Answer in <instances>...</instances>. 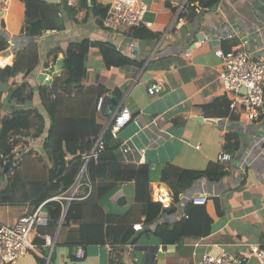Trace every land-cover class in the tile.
I'll return each instance as SVG.
<instances>
[{
  "label": "crops",
  "instance_id": "obj_1",
  "mask_svg": "<svg viewBox=\"0 0 264 264\" xmlns=\"http://www.w3.org/2000/svg\"><path fill=\"white\" fill-rule=\"evenodd\" d=\"M113 1L77 0L67 6L58 0L62 30H47L34 39L24 34L25 8L20 0H11L8 9L0 14V35L7 42L0 55L7 53L6 65L11 66L15 52L30 43L36 45L39 59L28 76L0 77V121L21 110L35 109L31 117L43 123L38 137L23 138L15 147L12 164L4 170L13 171L19 163L24 181L47 178L39 159H45L50 113L83 121L93 117L95 125L100 126L99 137L109 127L113 113L126 107L131 120L119 132L114 154L123 165L150 167L151 180L143 197L149 195L157 202L158 193L173 195L171 187L160 181L165 164L184 170H203L210 163L224 167L227 173L219 181L200 179L183 190L181 199L173 205L174 212L157 222L181 219L185 208L192 207L189 197L205 193L210 233L204 237L186 236L179 244H163L152 234L154 225H143V204L136 200L134 181L118 184L100 202L89 203L82 179L78 199L73 201V219L62 224V212L52 235L33 237L32 240L44 241L42 248L28 251L15 264H38L39 258H44V264H196L215 245L231 255H247L250 246L264 245V115L248 121L238 111L227 108L230 96L218 79L223 62L214 51L229 50L246 37L248 48L255 55H264V12L254 0H221L212 10L199 8L188 20L180 16L188 0H140L147 5L145 20L151 23L150 28H143L154 37L132 39L135 46L131 49L124 37L99 26L92 13L93 5L109 8ZM232 32L235 37L224 38ZM83 39L111 44L137 64L107 67L99 50L91 47L85 63L88 75L82 87L67 96L53 93L46 107L41 103L39 89L48 90L55 77L63 79V52L70 43ZM50 67L53 72L38 80L39 73ZM47 80L50 83L44 84ZM152 84L161 88L154 96L147 92ZM19 85L23 88L17 90ZM98 85L104 89L100 94L104 96L103 111L96 108ZM230 130L239 137V150L231 154L232 160L219 162L218 155L225 152L224 136ZM28 151L36 155L23 156ZM0 160L8 164L6 158ZM6 181L0 173V191ZM0 207L7 214L4 219L0 215V225H12L24 213L32 212L29 202ZM137 223L143 229L133 230L132 238L123 241ZM81 228L85 238L82 244ZM78 246L84 248L85 254L74 259ZM41 250H47L46 255ZM111 251L116 252V261L110 260ZM246 264L259 263L251 258Z\"/></svg>",
  "mask_w": 264,
  "mask_h": 264
},
{
  "label": "trees",
  "instance_id": "obj_2",
  "mask_svg": "<svg viewBox=\"0 0 264 264\" xmlns=\"http://www.w3.org/2000/svg\"><path fill=\"white\" fill-rule=\"evenodd\" d=\"M25 8L24 34L31 39L39 37L47 30H62L63 26L58 18L59 8L57 4H48L39 0H20ZM221 0H188L187 5L180 13L182 18L191 20L196 12L195 6L205 10L214 9ZM108 7L93 5L92 13L96 23L102 26L106 17ZM27 31V32H26ZM133 38L146 39L153 38L151 33L139 27L132 33ZM7 42L0 35V51L5 49ZM91 47H96L104 61L105 66L111 65L125 66L137 64L134 60L119 53L111 44L102 42H90L83 39L79 42L70 43L63 52L61 74L63 79L55 77L51 87L39 89L40 100L47 107L50 97L57 95H71L75 89L82 87V82L87 78L86 59ZM227 51V50H226ZM38 53L34 43L28 44L22 50L15 52V57L11 66H5L0 77H16L22 75L28 76L38 64ZM140 64V63H138ZM23 88L19 85L17 90ZM99 97H104L103 88L97 86ZM120 93L118 92V95ZM19 98V97H18ZM97 102V101H96ZM229 109V102H226ZM103 106L98 111H103ZM35 114V109L21 110L15 115L6 116L1 119L0 129V153L8 160V164L3 165L0 160V173L6 176V183L0 191V205L11 204L19 205L29 202L32 211L45 200L59 194H68L73 185L80 167L82 165V156L87 153L93 144V141L99 133L100 126L95 125L93 117L89 120H77L71 117L60 116L56 114L49 115L50 129L46 136L44 147L45 159L43 169L47 172L45 180L24 181L19 163L13 171L4 170L9 164H12L15 147L26 137H38L43 132V123L36 122L31 116ZM19 116V117H18ZM93 130L90 132L91 128ZM109 126L102 136L104 149L96 162L90 161L87 164V177L91 182L92 189L87 202H100L102 198L116 185L134 181L136 184V200L143 204L144 221L143 225H154L152 234L163 244H179L186 236L204 237L210 233L211 219L206 214L204 206H193L185 208L188 217L178 219L173 222H161L160 217L174 212L171 208H163L158 202H153L146 194L149 182L151 180V170L147 165L138 167L127 166L119 163L115 157L114 150L118 142L111 136ZM90 128V129H89ZM90 132V133H89ZM240 142L238 135L230 130L224 136L223 150L234 154L239 150ZM31 152L23 154L30 155ZM11 162V163H10ZM5 172V173H4ZM226 170L218 163H210L203 170H184L176 166L165 164L160 171V181L165 182L172 189L175 202L179 200V194L188 189L195 181L206 179L210 182L219 181L226 175ZM9 174V175H8ZM74 203L64 212L62 224H68L73 219L72 210ZM47 214V223L42 226L40 233L52 235L61 218L62 207L56 201H48L44 205ZM49 232V233H48ZM83 229L81 228L80 243H84ZM134 234L133 229L127 232L123 241L127 242ZM102 242L105 240L102 238ZM33 243L42 248L44 241L35 238ZM46 255L47 250H41ZM38 264H44V258L38 259Z\"/></svg>",
  "mask_w": 264,
  "mask_h": 264
},
{
  "label": "built area",
  "instance_id": "obj_3",
  "mask_svg": "<svg viewBox=\"0 0 264 264\" xmlns=\"http://www.w3.org/2000/svg\"><path fill=\"white\" fill-rule=\"evenodd\" d=\"M11 0H0V14L2 15L9 7ZM67 6H72L77 0H59ZM199 10L195 6V11ZM147 5L140 0H114L107 10L106 17L102 23L104 29L124 37L129 48H134L132 31L139 27L150 28L151 23L145 20ZM27 32V31H26ZM235 34H227L224 38H233ZM249 40L241 37L238 44L233 45L229 50L220 49L214 54L223 62V70L219 73L218 79L230 96L229 109L238 111L248 121H253L264 115V55H255L253 50L248 48ZM7 59L0 55V72L6 66ZM161 91L158 84H152L147 88L149 95L154 96ZM103 97L96 102L97 110L103 106ZM131 120V114L126 107H122L115 113L109 122L111 136L117 139L121 129ZM102 135L96 137L91 149L82 156V165L79 173L71 186L68 194L55 195L41 204L32 212L24 213L16 219L12 225H0V261L2 264L17 263L28 251L38 252V247L33 243V237L41 234L40 229L47 223V214L44 205L48 201H56L61 204L64 213L67 205L78 199L77 194L82 186V179L91 192V182L87 177V164L90 161L96 162L103 151ZM0 159H5L0 153ZM217 160L226 162L232 160V155L221 152ZM181 199V195L179 196ZM157 202L163 208H171L176 202L173 195L166 193L157 194ZM190 205L205 206L207 197L205 193L194 194L189 197ZM182 217L187 218L186 212ZM134 231L143 229L141 223L132 226ZM48 245H52L47 239ZM162 251V248H159ZM85 254L82 246L76 247L74 259H81ZM110 260L116 261V252H110ZM255 259L259 264H264V245H252L247 255H231L223 248L215 245L212 251L203 254L196 264H246L249 259Z\"/></svg>",
  "mask_w": 264,
  "mask_h": 264
},
{
  "label": "water",
  "instance_id": "obj_4",
  "mask_svg": "<svg viewBox=\"0 0 264 264\" xmlns=\"http://www.w3.org/2000/svg\"><path fill=\"white\" fill-rule=\"evenodd\" d=\"M39 1H42L45 3H50V4H56L58 2V0H39ZM254 1L256 2L259 9L264 12V0H254ZM58 64H60V63H58ZM52 72H53V67H50L48 69H43L39 73L37 79L42 81V79H44L45 76H49ZM48 83H50V81L47 80V81H45L44 84H48ZM63 214H62V217H63Z\"/></svg>",
  "mask_w": 264,
  "mask_h": 264
},
{
  "label": "rangeland",
  "instance_id": "obj_5",
  "mask_svg": "<svg viewBox=\"0 0 264 264\" xmlns=\"http://www.w3.org/2000/svg\"><path fill=\"white\" fill-rule=\"evenodd\" d=\"M62 6H64V4H62ZM7 53H3L2 56L4 57ZM31 155H36L35 152L32 151V153L28 156L30 157ZM10 209H16V208H10ZM5 208L0 207V215L1 217L4 219L5 217H7V214L4 212Z\"/></svg>",
  "mask_w": 264,
  "mask_h": 264
}]
</instances>
